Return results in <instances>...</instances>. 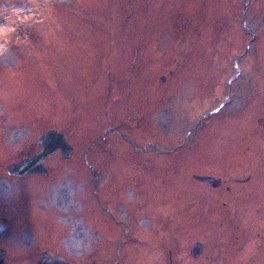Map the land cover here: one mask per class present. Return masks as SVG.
<instances>
[{
  "label": "rangeland",
  "instance_id": "obj_1",
  "mask_svg": "<svg viewBox=\"0 0 264 264\" xmlns=\"http://www.w3.org/2000/svg\"><path fill=\"white\" fill-rule=\"evenodd\" d=\"M263 9L264 0H0V167L50 129L74 148L48 162L61 169L36 178L39 188L0 187V214L46 206L63 256L112 243L125 264H203L189 250L208 221L207 264H218L214 221L189 224L204 200L231 197L232 154L240 140L247 150L253 105L248 26ZM120 219L132 234L123 244Z\"/></svg>",
  "mask_w": 264,
  "mask_h": 264
},
{
  "label": "flooded vegetation",
  "instance_id": "obj_2",
  "mask_svg": "<svg viewBox=\"0 0 264 264\" xmlns=\"http://www.w3.org/2000/svg\"><path fill=\"white\" fill-rule=\"evenodd\" d=\"M253 25L257 29L252 28ZM261 29L262 31H259ZM248 31L251 39L247 43L246 54L254 62L250 69L249 78V89L252 94L253 105L248 116L250 128L247 138L249 143L245 145L247 150L245 151L244 148L239 147V142H242V140L237 141L232 154L235 160L231 169L230 180L232 186H226V190L232 193L231 197L214 201L204 200L203 204L200 205L203 209L198 210V214L189 224L191 226L193 222L197 223L195 219L198 218L200 220L198 225H200L202 223L201 218L205 216L214 221L216 233L218 234V248L212 250L211 253L218 264H264V9L262 16L254 24L251 23L248 26ZM238 63L239 59H236V69L239 68ZM234 82L232 79L229 80L232 90L234 89ZM232 90L215 110L217 115L223 114L225 108L231 104L228 101L234 98ZM40 149L38 139L37 149L30 148L23 151L20 159L11 162H6L7 159L3 161L6 163L5 166L0 167V177H2L0 178V187L3 194H5V188L9 189V186L15 187L18 184L19 188L27 185L28 187H24L25 189H37L41 184L38 183L36 178H42L44 181L53 179L55 172H58L61 167H52L48 162L56 156L65 159L60 151L44 162L43 172L40 174L20 175L11 168L12 165L31 157ZM22 180L26 182L23 183ZM199 180L210 188H219L223 185L218 179L211 176L201 175ZM95 182L94 179L93 197L97 195ZM107 189L108 192L111 191V187ZM116 191L120 196L121 189H116ZM11 206L15 207V198H13ZM28 207H30L27 208L28 211L26 208L10 209L9 211L6 208V211L4 210L0 214V264H101L99 261H103V264H125L123 263L127 258L125 247L119 249L114 247L112 243L100 244V247H96L94 251L90 252L86 259L63 256L64 250L60 243L58 244L63 229L55 224L49 208L44 206L45 210L41 212L33 209L31 204ZM207 207H211L210 211H207ZM111 210L113 209L107 202L102 212L108 216ZM188 210L192 214L197 212L195 208ZM52 211L56 212L53 209ZM89 212L87 208V218L92 221L93 214L96 213L95 209H90ZM121 221L120 219V222L117 223L118 228L124 224ZM123 227L121 244L126 240L128 241V238L132 235L127 224ZM208 227L211 231L203 232L202 237L204 239L192 242L193 247L189 250L190 257L195 260H201V257H203V264H207L210 257L207 254V243L205 241L211 239L210 235L213 231L207 221L205 228ZM24 233L33 234L34 241H27L24 238ZM113 244L116 245L117 243Z\"/></svg>",
  "mask_w": 264,
  "mask_h": 264
},
{
  "label": "water",
  "instance_id": "obj_3",
  "mask_svg": "<svg viewBox=\"0 0 264 264\" xmlns=\"http://www.w3.org/2000/svg\"><path fill=\"white\" fill-rule=\"evenodd\" d=\"M41 149L22 162L11 166L20 175L40 174L43 172L44 162L52 155L60 151L64 158H70L73 147L68 138L58 129H50L39 138Z\"/></svg>",
  "mask_w": 264,
  "mask_h": 264
}]
</instances>
